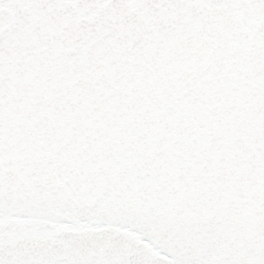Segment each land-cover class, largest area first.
I'll return each mask as SVG.
<instances>
[{"label":"snow or ice","instance_id":"6c2138e0","mask_svg":"<svg viewBox=\"0 0 264 264\" xmlns=\"http://www.w3.org/2000/svg\"><path fill=\"white\" fill-rule=\"evenodd\" d=\"M0 264H264V0H0Z\"/></svg>","mask_w":264,"mask_h":264}]
</instances>
